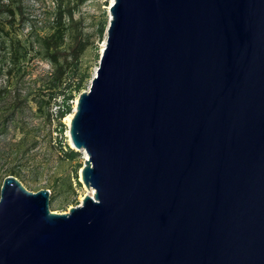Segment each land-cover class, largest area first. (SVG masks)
I'll use <instances>...</instances> for the list:
<instances>
[{"label":"water","instance_id":"obj_1","mask_svg":"<svg viewBox=\"0 0 264 264\" xmlns=\"http://www.w3.org/2000/svg\"><path fill=\"white\" fill-rule=\"evenodd\" d=\"M69 124V212L12 174L0 264H264V0H113Z\"/></svg>","mask_w":264,"mask_h":264},{"label":"trees","instance_id":"obj_2","mask_svg":"<svg viewBox=\"0 0 264 264\" xmlns=\"http://www.w3.org/2000/svg\"><path fill=\"white\" fill-rule=\"evenodd\" d=\"M27 1L0 0V106L12 105L10 119L32 100L51 105L59 97L57 120L63 129V118L74 108L72 100L92 76L82 68L89 34L84 17L76 15L85 0H57L52 10L37 14L28 10ZM108 21L99 26L101 36H106ZM39 61L49 63L50 69L34 74L31 66Z\"/></svg>","mask_w":264,"mask_h":264},{"label":"rangeland","instance_id":"obj_3","mask_svg":"<svg viewBox=\"0 0 264 264\" xmlns=\"http://www.w3.org/2000/svg\"><path fill=\"white\" fill-rule=\"evenodd\" d=\"M27 2L28 10L37 14L43 9L52 10L57 0H38L37 2L28 0ZM111 2L112 0H85L76 12L77 16L84 17V27L90 38L82 68L92 73V76L98 66L106 38L100 35L99 26L106 19L109 20L108 9ZM31 68L34 74H38L49 70L50 65L46 61H39ZM92 76L83 91L88 88ZM1 79L0 75V85ZM77 98L78 96L72 100L74 108ZM59 103V97L55 98L51 105L36 104L32 100L10 119L8 118L12 105L0 106V190L2 178L12 175L10 171L15 168L18 172L14 175L27 189L32 191L50 189L52 211L67 213L70 208L81 203L88 191L80 180L84 154L72 148L70 144L67 116L74 110L63 118L65 128L60 129L57 117L54 115L56 105ZM72 149L76 151V154L70 157L68 154Z\"/></svg>","mask_w":264,"mask_h":264},{"label":"bare ground","instance_id":"obj_4","mask_svg":"<svg viewBox=\"0 0 264 264\" xmlns=\"http://www.w3.org/2000/svg\"><path fill=\"white\" fill-rule=\"evenodd\" d=\"M112 2H113V0H112ZM72 115H73V113H71L70 115L67 116V120H69V124L71 122ZM80 150L84 154V158H85V156H86L85 150L84 149H80ZM87 191H88L89 194H93V192H94V190L92 188H87Z\"/></svg>","mask_w":264,"mask_h":264},{"label":"built area","instance_id":"obj_5","mask_svg":"<svg viewBox=\"0 0 264 264\" xmlns=\"http://www.w3.org/2000/svg\"><path fill=\"white\" fill-rule=\"evenodd\" d=\"M59 109H60V105L57 104V105H56V108H55V110H54V115H55V117H57L58 112H59Z\"/></svg>","mask_w":264,"mask_h":264}]
</instances>
